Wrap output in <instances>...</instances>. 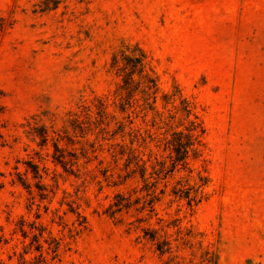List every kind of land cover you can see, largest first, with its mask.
<instances>
[{
    "label": "rangeland",
    "instance_id": "rangeland-1",
    "mask_svg": "<svg viewBox=\"0 0 264 264\" xmlns=\"http://www.w3.org/2000/svg\"><path fill=\"white\" fill-rule=\"evenodd\" d=\"M0 264H264V0H0Z\"/></svg>",
    "mask_w": 264,
    "mask_h": 264
},
{
    "label": "trees",
    "instance_id": "trees-1",
    "mask_svg": "<svg viewBox=\"0 0 264 264\" xmlns=\"http://www.w3.org/2000/svg\"><path fill=\"white\" fill-rule=\"evenodd\" d=\"M126 56L127 57L123 60L125 68L133 66L136 67L138 71L137 73L134 72L136 74L127 71L125 74L121 75V83L117 88V95L119 94L120 97L126 101L125 103H123L122 112L125 111L124 108L126 104L128 106H131L133 100L135 99V93L140 92L142 97H145V101L148 104L149 99L154 98V94L158 89L156 80L150 78L149 75L144 71L143 55L140 54ZM137 89L139 90L136 91ZM182 103L184 104L182 107V111H184V116L189 123L188 127L184 128L185 132L178 130L170 133V135L161 133V136L157 137V141L165 145L163 146L164 150H167L170 156H172V159L170 158L172 163H176L178 160H185V158H187V154L190 151L189 148H192V146L195 144V141H198L199 128L201 127L200 122L197 121L198 116L193 112L190 102H188L186 99H183ZM175 109L178 110L176 107ZM163 122L165 125L169 124V120ZM116 124L117 125L115 132H120L122 136L127 134L135 135V133L138 131L136 129H133L132 127H129V130L127 131L126 123L121 121H116ZM128 151L133 152L134 148L129 146ZM176 154H181V157L176 156Z\"/></svg>",
    "mask_w": 264,
    "mask_h": 264
}]
</instances>
